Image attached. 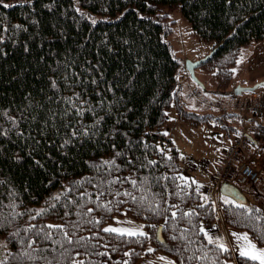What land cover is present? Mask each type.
Instances as JSON below:
<instances>
[{"label": "trees", "instance_id": "trees-1", "mask_svg": "<svg viewBox=\"0 0 264 264\" xmlns=\"http://www.w3.org/2000/svg\"><path fill=\"white\" fill-rule=\"evenodd\" d=\"M175 8L198 40L211 43L210 56L198 66L212 70L216 89L227 91L237 57L264 38V0H0V128L9 129L0 136V245H6L0 259L134 264L151 241L175 264H260L208 242L215 205L180 176L178 151L160 127L183 69L168 40L165 9ZM177 108L192 124L210 122ZM233 115L224 111L215 125L234 129ZM100 117L96 136L93 128L71 136L73 128ZM223 118L227 123L219 125ZM65 138L71 142L61 147ZM220 211L226 226L264 247V210L229 201ZM124 212L144 222L146 238L103 231Z\"/></svg>", "mask_w": 264, "mask_h": 264}, {"label": "rangeland", "instance_id": "rangeland-1", "mask_svg": "<svg viewBox=\"0 0 264 264\" xmlns=\"http://www.w3.org/2000/svg\"><path fill=\"white\" fill-rule=\"evenodd\" d=\"M165 11L167 13V18L172 25V31L168 36V40L171 43V49L177 57L183 58V69L179 74L177 80V90L179 89L180 85L184 84L185 81L188 82V86L185 87V92H187L186 88L189 92L187 94L185 93L186 98L183 99V102L182 104H180V106L185 110L205 115L206 119H208L210 122H199L198 124H192L190 121L181 118L178 113V108L175 104V97H173V100L165 109V117L160 127L164 133H167L166 136L171 138L174 146L178 151L180 163H182V159L186 160L189 158L190 160H192V164L194 166L199 167L202 164L201 160L211 163L214 160V157L218 155L221 145L224 144L221 136L223 129L216 126L215 123L217 122V117L220 116L221 113L226 111L224 110V108L222 109V107H224L222 103L226 102V94L229 89L227 91H218L216 89L217 80L212 70H208L199 66L194 68V75L195 77H197V80L199 82H196V80L193 79L185 70L184 60H195L196 57L206 56L211 52V43L198 40L195 37L192 32L190 22L183 16L180 9L175 8L171 11H167L165 9ZM237 61H239V63H237ZM263 71L264 38L246 46L243 52L237 57L235 65L233 66L234 79H232L231 84L233 83V80L236 81L235 79L242 74L251 76ZM189 79H191L193 83L191 86L189 84ZM236 85L239 84L236 83ZM195 88H197L199 92L201 91L206 95L202 96L201 94H199L198 97L193 98L192 90ZM182 90L184 92V87ZM188 96L190 98H188ZM227 110L230 112L238 113V111H235L233 109ZM250 118L253 117L250 116ZM258 120L264 123V117L259 118ZM220 122H223V124H225L227 123V120H225V118H223L222 120L220 119V121L218 122L219 125ZM259 169L261 170L260 174L263 175L261 172H264V164L263 167H259ZM182 177L187 178L185 175H183ZM211 188L212 187L209 186L210 190ZM240 188L244 190L243 195L245 196L246 201L243 203L245 205L250 208H261L262 210H264V184L262 182L256 186L248 187L253 191H249L248 189H245L243 187ZM219 193H221L220 190ZM221 194L223 197L225 196L223 193ZM204 198L207 199L206 197ZM232 200L235 201L234 199ZM211 201L212 203H214L216 209V218L213 224L215 228L213 235L214 241H216V238H220L218 242L223 243L227 246V240L228 238H230L232 245L237 252L247 243L245 240L237 238V236L243 237L246 234L248 240L252 243H255L243 230H238L230 227L224 230V225L217 221V218H220L223 222L220 211V204L223 201ZM108 227L138 229L142 230L143 232L147 231L145 224L141 219H136L126 212L114 215L112 219L107 220L103 224V228L105 229ZM233 234L237 235L234 236ZM256 247L257 249L258 247L259 249H264V247L258 246L257 244ZM150 248L153 249V244L151 241H148L145 251L135 260L134 264H169V262H171V264H175V260L170 254L161 249L146 252ZM162 257L164 259H161Z\"/></svg>", "mask_w": 264, "mask_h": 264}, {"label": "crops", "instance_id": "crops-1", "mask_svg": "<svg viewBox=\"0 0 264 264\" xmlns=\"http://www.w3.org/2000/svg\"><path fill=\"white\" fill-rule=\"evenodd\" d=\"M199 57H201V56H199ZM199 57H196L195 59H198ZM233 77H234V75H233ZM232 79H234V78H232ZM263 79H264V71L257 73V74H254V75H251V76H249L247 74H242L239 77H237L235 79L236 81L233 80V83L231 84L229 90L227 91V94H226L227 100H226V102L222 103V105H224V107H222V109L223 108H224V110L233 109L235 111H238V114L233 116V117H239L240 116V110L238 107H236V101H243L245 99H252V100L257 99L258 96L264 95V86H261L254 91H246V92H242L239 95H235L233 92V89L236 86V83L243 85V86H249V85H253L252 83H257ZM187 83L188 82L185 81L184 84L180 85L179 89L177 90V94L175 96L176 106L182 104L183 99L186 98V94L189 92L187 90V88H186L187 92H185V87L188 86ZM189 84H190V86L193 84L191 79H189ZM183 87H184V92L182 90ZM199 94H201L202 96L206 95L205 93H203L201 91L199 92ZM188 98H190V97L188 96ZM248 118L250 120V124L254 125V126L250 127V129H249L251 141L244 148L241 159L243 161H246V162L258 167V168L259 167L261 168V167H263V164H264V135L259 134L256 131L255 126L262 125L264 127V123L262 121H259L258 120L259 118L251 119L250 115L248 116ZM234 127H235L234 129H231L228 132L224 129L222 130L223 132H222L221 136H222V140H223L224 144L221 145L218 155L216 157H214V160L211 163H208L207 161L201 160L202 161L201 166L196 167L193 164H190L185 171L184 175L186 177L191 178L196 183L197 188L200 190L202 195L204 197H206L207 199L216 200V201H223V202H229V201L235 202L230 197H228V196L223 197L222 194L219 193L221 185L216 186L215 179H214V176H215L216 172L218 171V169L220 168L221 163H222L224 145L231 143L235 139V137L239 134V128L236 125ZM188 160H189V158L186 160L182 159V161H188ZM262 162H263V164H262ZM261 173L263 175H261L259 183L262 182L264 184V172L262 171ZM258 184H256V185H258ZM256 185H247V186L242 185L240 187L248 189L249 191H253L251 188H248V187H253ZM209 186L212 187L211 190L209 189ZM234 186L237 187L239 189V191L243 194L244 190H242L239 186H236V185H234ZM245 201H246V199H245ZM217 221L219 223H221L222 225H224V227H223L224 230H226V228H228V226H226L220 218H217ZM213 224H214V222H213ZM214 229H215L214 225H212L211 228H208V231H207L208 236H211L213 238ZM226 247L230 249L233 256L240 255L239 254L240 250L237 252L234 249L230 238H228V240H227V246ZM258 249H259V247H258ZM233 264H235V262H233Z\"/></svg>", "mask_w": 264, "mask_h": 264}, {"label": "built area", "instance_id": "built-area-1", "mask_svg": "<svg viewBox=\"0 0 264 264\" xmlns=\"http://www.w3.org/2000/svg\"><path fill=\"white\" fill-rule=\"evenodd\" d=\"M197 93V89L192 90L193 96H196ZM236 107L240 110V116L231 118L230 122L239 128V134L230 144L224 146L222 163L214 176L216 186L222 182H231L236 185H254L260 179L259 168L241 160V157L244 148L250 141L249 129L254 126L250 124L248 116L255 118L264 116V95L258 96L255 100L236 101ZM255 129L259 134L264 135L262 125L255 126ZM189 163H192V160H189ZM187 164L185 163V167Z\"/></svg>", "mask_w": 264, "mask_h": 264}, {"label": "snow or ice", "instance_id": "snow-or-ice-1", "mask_svg": "<svg viewBox=\"0 0 264 264\" xmlns=\"http://www.w3.org/2000/svg\"><path fill=\"white\" fill-rule=\"evenodd\" d=\"M28 2L31 3L32 0H28ZM75 3L78 4L79 3V0H75ZM10 6H12V5H8V4H4L3 5V7H10ZM46 7H48L49 10H51V5H47ZM75 10L77 12H80V9L78 7ZM118 19H119V17H118ZM90 20H91V24L92 25H95V24L98 23V21L96 19H94V18H90ZM16 27L19 28L20 25H17ZM125 43H127V42H125ZM108 50L109 51H113V49H111V48H109ZM24 51L25 52L30 51V49L28 48L27 45L24 46ZM39 59L40 60H43V57H40ZM237 63H239V61H237ZM93 67L98 72H100V75L101 76L103 75L102 71L100 70V65H99L98 62L95 65H93ZM87 70L88 69H86V71ZM50 81H51L52 87L53 88H56L57 87L56 81L54 79H51V78H50ZM91 83L97 84L98 82H97V80L95 78H93L91 80ZM129 83H130V81H129ZM262 86H264V85H262ZM112 89H113V85L112 84H108V89L107 90L108 91H112ZM78 95L79 94H77V97H78ZM97 95H99V93H97ZM67 102L69 104H72V98H67ZM100 104L101 105L103 104V101L102 100L100 101ZM73 107H76V105H73ZM87 110L88 111H93V112L95 111V109L92 108V107H89ZM76 111H77V115L78 116H82L84 109H82L80 107H77L76 108ZM65 115H67V110H65ZM54 116H55V113H53V118H54ZM101 120H103V117H100L99 120H97V122L95 124L91 125V126H89V125H79V126L73 128L72 129V132H71V136L72 137H77L78 135L87 136L88 135L89 128L96 129L95 131L92 132V136H96L98 134V132H99V127L98 126H99V123H100ZM12 123H13V126L14 127L17 125V122L15 120H13ZM64 127L67 128L69 126L67 124H65ZM8 131H9V129L0 128V136L6 135L8 133ZM16 134L18 136H21V137H23V135H24L22 132H17ZM166 134L167 133H165V135ZM70 142L71 141L69 139L65 138L64 141H63V143L61 144V147H64V145H66V144H68ZM36 144H39V141H36ZM113 147H115V145H113ZM119 154L120 153H117V155H119ZM15 159L17 161H19L21 159V157L19 156L18 153L16 154ZM34 163L37 166L41 167V168L43 167V164L41 163L40 160H34ZM104 163L105 164H111V163H114V161H105ZM132 183L135 186V183L136 182L134 180L132 181ZM125 195H130V194L129 193H125ZM55 198H57V197H54V199ZM133 199H135V198L133 197ZM12 207H16V205H12ZM89 211H91V209H89ZM37 214L39 215L40 213H37ZM14 215H22V214L21 213H14ZM173 215H175V213H173ZM48 227H62V226L49 225ZM27 230H30V229H26V231ZM103 231L117 233V234H119L121 236L127 235V236H130V237H135V236H141V237H145V238L147 237V233L143 232L142 230H138V229H124V228L108 227V228L103 229ZM201 231H203V229H201ZM16 234L17 233H14L13 235H16ZM65 235H67V233H65ZM233 235L236 236L237 234H233ZM205 236L208 238V242L209 243H216L217 244V248L220 251H223V252H227L228 251V248L223 243H219L218 242L220 238H216V241H214L211 236H208V233L207 232H205ZM173 238H175V237H173ZM237 238L243 239V240H245L247 242L246 245L243 248L240 249V253H239L240 256L247 257V258H249L251 260H259L260 261V264H264V249H257L256 244L255 243H252L251 241H249L246 234L243 237L237 236ZM259 239H261L262 241H264V236L259 237ZM69 242H71V241H69ZM30 246L31 245H29V247ZM0 247H6V245H0ZM148 251L151 252V251H154V249H151L150 248ZM7 255L8 256H13V254L10 253V252L7 253ZM25 255H27V253H25ZM126 255H127V253H126ZM13 258H15V257L13 256ZM161 259H164V258L162 257ZM0 264H8L7 258L0 259ZM81 264H83V262H81ZM125 264H126V262H125ZM169 264H171V262H169Z\"/></svg>", "mask_w": 264, "mask_h": 264}, {"label": "water", "instance_id": "water-1", "mask_svg": "<svg viewBox=\"0 0 264 264\" xmlns=\"http://www.w3.org/2000/svg\"><path fill=\"white\" fill-rule=\"evenodd\" d=\"M211 52L209 54H207L204 57H201L199 59L196 60H190V59H186L184 66L186 68V70L188 71V73L190 74V76L196 80V82H199L197 80V77H195L194 75V68H196L202 61H204L208 56H210ZM262 84H264V80L263 81H259L257 83H254L251 86H243V85H236L233 89V92L235 95H239L242 92L245 91H254L255 89H257L259 86H261ZM220 191L221 193H223L225 196L230 197L231 199H234L235 202L237 203H243L245 202V197L244 195L239 191V189L237 187H235L234 185L230 184V183H222L220 186Z\"/></svg>", "mask_w": 264, "mask_h": 264}, {"label": "bare ground", "instance_id": "bare-ground-1", "mask_svg": "<svg viewBox=\"0 0 264 264\" xmlns=\"http://www.w3.org/2000/svg\"><path fill=\"white\" fill-rule=\"evenodd\" d=\"M216 190V189H215ZM244 194V193H243Z\"/></svg>", "mask_w": 264, "mask_h": 264}]
</instances>
